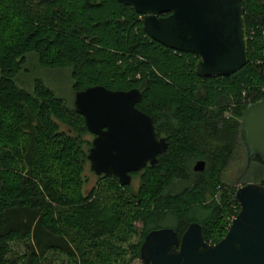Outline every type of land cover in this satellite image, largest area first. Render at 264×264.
<instances>
[{"label":"trees","instance_id":"1","mask_svg":"<svg viewBox=\"0 0 264 264\" xmlns=\"http://www.w3.org/2000/svg\"><path fill=\"white\" fill-rule=\"evenodd\" d=\"M242 6L246 65L199 78L194 54L153 42L143 17L116 0H0V264H43L49 253L72 264H131L150 231L171 228L180 239L191 223L208 243L225 236L239 212L227 170L240 164L243 185L252 174L264 186V164L248 163L240 132L246 107L264 97V0ZM35 64L67 70L74 94L140 91L136 108L168 148L131 174L135 190L100 176L85 191L91 136L49 81L30 82ZM199 160L205 168L194 172ZM14 241L24 243L20 263L9 256Z\"/></svg>","mask_w":264,"mask_h":264},{"label":"water","instance_id":"2","mask_svg":"<svg viewBox=\"0 0 264 264\" xmlns=\"http://www.w3.org/2000/svg\"><path fill=\"white\" fill-rule=\"evenodd\" d=\"M141 15L142 30L153 42L198 58L199 78L229 77L247 63L248 36L243 0H116ZM138 89L111 91L89 87L74 94L73 107L93 136L87 161L95 176L114 177L130 186L132 173L154 167L168 143L157 138L152 119L136 108ZM240 132L248 163L264 164V97L246 107ZM205 162L195 163L202 172ZM239 212L216 244L205 241L191 223L180 239L171 228L150 231L141 244L143 264H264V186L236 189Z\"/></svg>","mask_w":264,"mask_h":264},{"label":"rangeland","instance_id":"3","mask_svg":"<svg viewBox=\"0 0 264 264\" xmlns=\"http://www.w3.org/2000/svg\"><path fill=\"white\" fill-rule=\"evenodd\" d=\"M30 66L31 65H29V67ZM32 66L34 67V65ZM32 66L30 68H32ZM35 66L36 68L34 69L35 70L34 74L31 72L30 82L32 83L35 79H39L37 78L38 76L42 77L43 82H45L44 79L46 81H49V85L52 86V89H54L57 92V94H59L60 97L64 98L70 105H73L74 93L72 91L71 80L69 79V72L67 70L47 71V70L39 69V66L36 64ZM242 162L243 160L241 162L239 161V163ZM238 165H239L238 168L232 166L226 172V178H227L226 181L229 182V184L236 183L235 185L237 186V188L243 185V182L239 181V179H241L242 172H241V165L240 164ZM84 179H85L84 189L86 192L90 191L97 184L98 181V177L95 176L94 173L90 170L89 163L84 171ZM246 182L255 183L253 182L252 174L247 176ZM131 186L132 189L135 190L138 187V181L136 179L132 180ZM135 226L140 229L139 225H135ZM163 228H167V227H163ZM137 241H138V237H133L130 243L135 244ZM9 249H10V255H9L10 258L13 256V259L19 261L20 263L22 261L21 258L25 253L24 243L22 241L11 242L9 243ZM43 264H72V261L71 259H68L61 254L57 255V254L49 253L46 256V261L43 262ZM131 264H142V262L140 260H135Z\"/></svg>","mask_w":264,"mask_h":264},{"label":"flooded vegetation","instance_id":"4","mask_svg":"<svg viewBox=\"0 0 264 264\" xmlns=\"http://www.w3.org/2000/svg\"><path fill=\"white\" fill-rule=\"evenodd\" d=\"M90 136H91V135H90ZM93 138H94V137L91 136V140H90L91 143H92ZM244 147H245V146H244ZM197 162H198V161H197ZM131 177H132V176H131ZM132 180H135V179L132 178ZM131 184H132V182H131Z\"/></svg>","mask_w":264,"mask_h":264},{"label":"built area","instance_id":"5","mask_svg":"<svg viewBox=\"0 0 264 264\" xmlns=\"http://www.w3.org/2000/svg\"><path fill=\"white\" fill-rule=\"evenodd\" d=\"M233 219H234V218H233ZM233 219H232V220H233Z\"/></svg>","mask_w":264,"mask_h":264}]
</instances>
